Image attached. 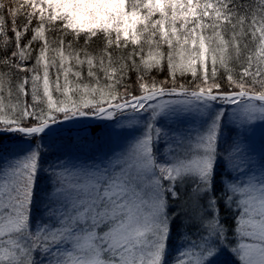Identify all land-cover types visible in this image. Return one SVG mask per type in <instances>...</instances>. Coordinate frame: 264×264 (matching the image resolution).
Returning a JSON list of instances; mask_svg holds the SVG:
<instances>
[{"label": "snow or ice", "instance_id": "1", "mask_svg": "<svg viewBox=\"0 0 264 264\" xmlns=\"http://www.w3.org/2000/svg\"><path fill=\"white\" fill-rule=\"evenodd\" d=\"M218 99L259 102L245 111L264 118V0H0V133L39 142L64 120ZM159 135L50 167L60 225L49 233L27 232L42 146L0 169V264H36L41 249L52 264H162L171 204L199 216L207 194L219 207L208 191L218 126L175 166L156 163ZM190 175L196 189L181 198ZM227 200L240 264H264V183H234Z\"/></svg>", "mask_w": 264, "mask_h": 264}, {"label": "rangeland", "instance_id": "2", "mask_svg": "<svg viewBox=\"0 0 264 264\" xmlns=\"http://www.w3.org/2000/svg\"><path fill=\"white\" fill-rule=\"evenodd\" d=\"M156 102H149L155 104ZM259 102L241 101L234 105L224 100H216L210 103L193 102L192 105L170 104L164 111L153 115L155 109L147 105L144 110L136 112L126 110L110 120H93L87 117L70 119L69 123L52 125L41 136L34 150L22 154L0 156V169L14 165L27 158L31 153L42 146L40 160L42 166L48 171L50 167L69 163V158L76 162L91 161L98 153H108L113 148H127L149 134L155 135L159 130V139L154 140L152 151L158 165L175 166L179 160L188 159L192 153L189 149L201 139L209 135L214 125L218 126L216 139L215 167L214 171L221 172V181H224L226 191L234 183L258 181L264 183V118L249 120L246 114V106ZM100 127L99 136L91 143H85L73 150V146H66L56 139H47L50 136L70 130L73 134H87L91 137V128ZM56 142V143H55ZM96 145L100 148L97 149ZM239 149L240 151H236ZM161 158V160L159 159ZM239 161V167H234ZM159 162V163H158ZM78 163V162H76ZM42 167V168H43ZM218 168V169H217ZM47 188H44L43 206L41 216L34 227L35 234L49 233L60 225L58 217L49 211L48 197L55 190L53 177L48 171L46 176ZM197 178L194 175L184 176L176 189L183 195L189 191V187L196 189ZM192 191V190H191ZM34 197H32L33 199ZM171 199V194L169 196ZM175 214H179L182 205L174 202ZM172 203V205L174 204ZM175 216L168 222H173ZM188 230L176 237L175 250L179 251L182 260L188 264H220L221 255L210 252L208 241H198L194 236L187 234ZM201 246V248H199ZM43 250V262L52 264L53 256L57 255L53 249ZM167 250H170L167 248ZM209 250V251H208ZM64 251L63 247L60 252ZM223 259V257H222Z\"/></svg>", "mask_w": 264, "mask_h": 264}, {"label": "trees", "instance_id": "3", "mask_svg": "<svg viewBox=\"0 0 264 264\" xmlns=\"http://www.w3.org/2000/svg\"><path fill=\"white\" fill-rule=\"evenodd\" d=\"M9 2H11V0H9ZM28 63L31 64V62ZM96 128L100 129V127L91 128V137L87 134L76 135L68 130L65 133L61 132L57 135L50 136L47 139H56V141L63 145L73 146V150H75V148L77 149L85 143L88 144L98 139L97 137L99 136V131H92ZM42 138L44 137L41 136L39 138V142ZM39 142L35 139L26 138L22 134L0 133V156L22 154L26 151L31 152ZM96 147L97 149L100 148L99 145H96ZM159 159L161 160V158ZM156 161H158V159H156ZM76 162L79 163L81 160L76 159ZM42 167L39 169L38 185L36 191L33 193L34 198L32 199L29 220L27 223V232L34 235V227L42 212V192L44 191V188H47V183L49 181L48 180L46 182L48 171ZM220 174L221 172L218 173L214 171V178L212 179V184L208 190L212 195L218 198V209L217 201L210 200L207 194L201 197V202L205 203L207 210L199 216L194 213L184 211L183 206L180 213L175 214L176 204H171L169 213L175 214V217L172 223H168L167 238L163 247L162 264H188V261L181 259L179 251H176L174 247L176 245V237L184 232V228L188 230L187 234L194 236L193 243H195V238H197L198 241H208L209 243L207 247L210 252H213L214 255L216 252L221 255L220 259H218V262H221L220 264H240L239 259L233 251L238 240L235 229L239 210L232 201L227 200V194L229 191H226L223 184L224 181H221ZM189 189L195 191V189L193 190V186H190ZM217 222L223 227L215 229L212 228V225ZM217 233H220V235H217ZM167 248L170 250H167ZM199 248H201V246H199ZM42 252L43 250L41 249L35 253L36 264H46L42 260L44 256Z\"/></svg>", "mask_w": 264, "mask_h": 264}, {"label": "water", "instance_id": "4", "mask_svg": "<svg viewBox=\"0 0 264 264\" xmlns=\"http://www.w3.org/2000/svg\"><path fill=\"white\" fill-rule=\"evenodd\" d=\"M70 121H72V120H66L63 124L69 123Z\"/></svg>", "mask_w": 264, "mask_h": 264}]
</instances>
